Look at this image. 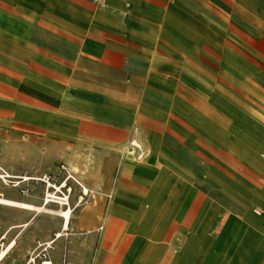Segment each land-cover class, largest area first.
<instances>
[{"label": "crops", "instance_id": "crops-1", "mask_svg": "<svg viewBox=\"0 0 264 264\" xmlns=\"http://www.w3.org/2000/svg\"><path fill=\"white\" fill-rule=\"evenodd\" d=\"M0 126L90 190L65 236L0 202L1 263L264 264V0H0Z\"/></svg>", "mask_w": 264, "mask_h": 264}, {"label": "rangeland", "instance_id": "rangeland-1", "mask_svg": "<svg viewBox=\"0 0 264 264\" xmlns=\"http://www.w3.org/2000/svg\"><path fill=\"white\" fill-rule=\"evenodd\" d=\"M7 128L10 129L9 126ZM9 129L7 130L0 126V186L17 188L20 190V192L22 191L25 194H31L41 198L43 197L44 199L46 198L45 196L47 192H50L53 195H55L56 197H52L53 200H49L48 203L46 204L42 203L36 205L39 206V208H33V210L38 211L35 215V221L36 222L40 221L41 224L43 225L45 220L47 229H51L52 232H60L62 234L61 236H65L66 231H72V229L74 228L73 223L75 218V208L74 206H71L73 201L75 200L79 202L86 201V198L90 194V190L86 188L83 190V188L78 183L76 184L77 187L76 186L74 187L62 186L61 188H59L58 186L55 187L54 185L56 183L57 184L59 183L58 181L61 179L62 176L68 175V173L65 172L64 167L61 166L60 163H58L59 168L64 172L58 171L55 174H51V176L43 172H28V171L16 172V173L11 172L10 170L15 167H18V165L19 168H26L25 166L29 165L30 162L28 161L27 157L22 158L23 150H24L23 146L27 144L26 140L24 141V143L21 141L22 145L19 146L20 159L17 157L13 158L12 146L16 142V145L14 147L17 148L18 136L17 134L13 135L11 130ZM24 153L27 154V151H25ZM23 160L25 162H23ZM5 171L10 175L9 174H7V176L3 175L4 176L3 177L1 173L6 174ZM21 176H23L22 178L24 179H22V181L18 183L17 180L20 179ZM47 178L48 181L53 185H48V183L45 181L47 180ZM63 196L65 197L66 202L62 203V202H57L55 200V199L61 200L60 198H62ZM66 207H69L68 224L67 226L62 227L61 220L63 217L60 216L57 212L63 210V208ZM1 211L2 210L0 209V217H1ZM45 248L49 249L51 247L45 244L39 245L36 243V248H10L8 252L5 253L3 257V262H5L6 264H44L42 263L44 260V261H49L50 262L49 264H64L65 262L71 264L69 260L64 259L63 254H61L59 259L54 261L49 255V252H47ZM6 249L7 248L1 249L0 254ZM8 261L9 263H7ZM0 264H3L1 263V260H0Z\"/></svg>", "mask_w": 264, "mask_h": 264}, {"label": "bare ground", "instance_id": "bare-ground-1", "mask_svg": "<svg viewBox=\"0 0 264 264\" xmlns=\"http://www.w3.org/2000/svg\"><path fill=\"white\" fill-rule=\"evenodd\" d=\"M1 175L3 176H7V174H2L1 173ZM3 176V177H4ZM49 184V183H48ZM46 198L44 199L45 201H47V200H53V198L52 197H56L55 195H53L52 193H50V192H47L46 193V196H45ZM61 200H58V199H55L56 201H58V202H66V200H65V197H62V198H60ZM0 202H5V203H9V204H16V205H19V206H25V207H29V208H39V206H33V205H30V204H27V203H23V202H15V201H11V200H6V199H0ZM53 212V211H52ZM69 211H68V209H66V210H62V211H58L57 213L60 215V216H62L63 217V219H64V225H63V227L65 226V224H66V222H67V220H68V213ZM58 234V233H57ZM4 252V251H3ZM3 252H1V254H0V257L2 256V254H3ZM49 263V261H43L42 263Z\"/></svg>", "mask_w": 264, "mask_h": 264}, {"label": "built area", "instance_id": "built-area-1", "mask_svg": "<svg viewBox=\"0 0 264 264\" xmlns=\"http://www.w3.org/2000/svg\"><path fill=\"white\" fill-rule=\"evenodd\" d=\"M130 145L137 148L138 152L136 153V156L139 157L141 156V151L139 149V146L135 143V142H130ZM128 150H131V147L128 148ZM62 166V165H61ZM44 261V260H43ZM50 263V262H49ZM49 263H44V264H49ZM64 264H68L67 262H65Z\"/></svg>", "mask_w": 264, "mask_h": 264}]
</instances>
